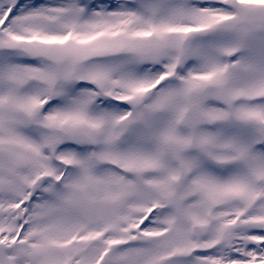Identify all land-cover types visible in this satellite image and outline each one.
<instances>
[{"label":"snow or ice","instance_id":"1","mask_svg":"<svg viewBox=\"0 0 264 264\" xmlns=\"http://www.w3.org/2000/svg\"><path fill=\"white\" fill-rule=\"evenodd\" d=\"M0 264H264V0H0Z\"/></svg>","mask_w":264,"mask_h":264}]
</instances>
